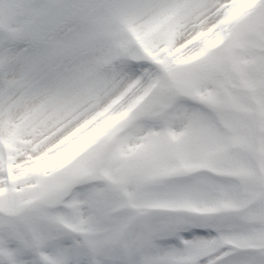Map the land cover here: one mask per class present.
Here are the masks:
<instances>
[{
  "label": "snow or ice",
  "instance_id": "1",
  "mask_svg": "<svg viewBox=\"0 0 264 264\" xmlns=\"http://www.w3.org/2000/svg\"><path fill=\"white\" fill-rule=\"evenodd\" d=\"M0 264H264V0H0Z\"/></svg>",
  "mask_w": 264,
  "mask_h": 264
}]
</instances>
